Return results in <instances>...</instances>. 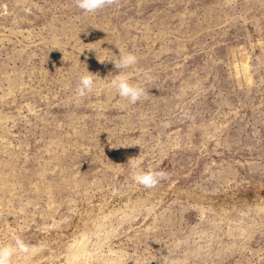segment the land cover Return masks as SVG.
I'll list each match as a JSON object with an SVG mask.
<instances>
[{
	"label": "rangeland",
	"instance_id": "obj_1",
	"mask_svg": "<svg viewBox=\"0 0 264 264\" xmlns=\"http://www.w3.org/2000/svg\"><path fill=\"white\" fill-rule=\"evenodd\" d=\"M118 50L135 104L99 62ZM132 158L167 177L137 185ZM16 237L33 250L12 264H264V0H0V245Z\"/></svg>",
	"mask_w": 264,
	"mask_h": 264
},
{
	"label": "clouds",
	"instance_id": "obj_2",
	"mask_svg": "<svg viewBox=\"0 0 264 264\" xmlns=\"http://www.w3.org/2000/svg\"><path fill=\"white\" fill-rule=\"evenodd\" d=\"M115 0H74L75 6L86 12L95 13L97 10L114 3ZM119 55H115L111 52V56L105 57L103 60H99L100 63L109 61L113 63L115 69L118 70V74L108 76V87L113 89L115 93L122 99L127 100L131 104H135L143 96L147 95L146 90L139 84L131 83L129 76L123 70L133 68L137 64V57L131 53H125L119 51ZM100 79L97 75H94L86 70V66L83 74L80 75L76 93L80 97L91 93L96 88V81ZM130 166L134 169L132 173V180L144 188H155L159 182L167 177V173L164 171H145L140 168L142 161L138 158H132L129 160ZM32 246L24 243L22 239L16 237L13 244L0 245V264H12V258L17 253L28 255L32 252Z\"/></svg>",
	"mask_w": 264,
	"mask_h": 264
}]
</instances>
